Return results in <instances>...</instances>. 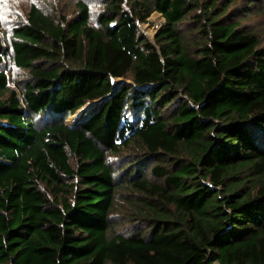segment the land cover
<instances>
[{"label":"trees","instance_id":"16d2710c","mask_svg":"<svg viewBox=\"0 0 264 264\" xmlns=\"http://www.w3.org/2000/svg\"><path fill=\"white\" fill-rule=\"evenodd\" d=\"M96 2L0 20V264H264V0Z\"/></svg>","mask_w":264,"mask_h":264},{"label":"rangeland","instance_id":"374dc122","mask_svg":"<svg viewBox=\"0 0 264 264\" xmlns=\"http://www.w3.org/2000/svg\"><path fill=\"white\" fill-rule=\"evenodd\" d=\"M77 0H0V20L2 24L1 33L7 40L10 46L11 34L15 26L24 21L26 13L28 12L31 5L36 4L40 8L44 9L49 14L53 15L57 19L61 17H66L71 19L76 14V4ZM91 4V9L94 15L101 11V6L96 2V0H87ZM165 23L164 18L159 13H154L149 19L148 23H141L140 30L150 41L154 42L155 36L158 30ZM257 23V20H252L251 24ZM10 75V81L13 82L17 79L25 78L24 71H18L14 67L8 72ZM128 82H130L128 80ZM125 79H117L114 81V85H120L121 83H128ZM87 105H91L94 109L98 105V102H91ZM86 105V106H87ZM95 105V106H94ZM84 106V107H86ZM83 107V108H84ZM82 108V109H83ZM81 109V110H82ZM89 108L83 109V113H88ZM80 111V110H79ZM76 113L67 120V124L75 125L78 120L84 118L82 113ZM79 114V115H78ZM80 122V121H79ZM76 126V125H75ZM74 127V126H73ZM122 222V218H119ZM126 224V223H123ZM126 226H121L119 231H125Z\"/></svg>","mask_w":264,"mask_h":264},{"label":"bare ground","instance_id":"6f19581e","mask_svg":"<svg viewBox=\"0 0 264 264\" xmlns=\"http://www.w3.org/2000/svg\"><path fill=\"white\" fill-rule=\"evenodd\" d=\"M82 111H83V109L79 111V114H80V113H82V114H83V116H85V115H86L85 117H87V116H88V114H89V112H88V113H83ZM77 113H78V112H77ZM79 114H78V115H79ZM85 117H84V118H85ZM84 118H82V119L78 120V122H77L75 125H77V124L79 123V121L83 120ZM75 125H71V127H73V126H75Z\"/></svg>","mask_w":264,"mask_h":264},{"label":"water","instance_id":"95a60500","mask_svg":"<svg viewBox=\"0 0 264 264\" xmlns=\"http://www.w3.org/2000/svg\"><path fill=\"white\" fill-rule=\"evenodd\" d=\"M125 84H127V83H121L120 86L122 87V86L125 85ZM91 114H92V113H91ZM91 114H90V115H91ZM90 115H89V116H90ZM89 116H88V117H89ZM88 117H86L85 119L81 120L79 123L83 122V121L86 120ZM79 123H78V124H79ZM76 126H77V125H76Z\"/></svg>","mask_w":264,"mask_h":264},{"label":"crops","instance_id":"0c3cea01","mask_svg":"<svg viewBox=\"0 0 264 264\" xmlns=\"http://www.w3.org/2000/svg\"><path fill=\"white\" fill-rule=\"evenodd\" d=\"M90 107V106H89ZM85 108H88V106L87 107H85ZM85 108H83V109H85Z\"/></svg>","mask_w":264,"mask_h":264}]
</instances>
